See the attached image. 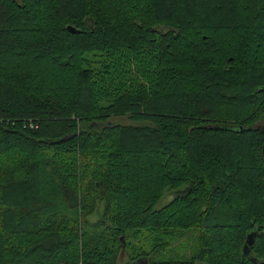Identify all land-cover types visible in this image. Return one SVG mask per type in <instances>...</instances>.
<instances>
[{
	"label": "trees",
	"instance_id": "trees-1",
	"mask_svg": "<svg viewBox=\"0 0 264 264\" xmlns=\"http://www.w3.org/2000/svg\"><path fill=\"white\" fill-rule=\"evenodd\" d=\"M263 124L264 0H0V264H264Z\"/></svg>",
	"mask_w": 264,
	"mask_h": 264
},
{
	"label": "rangeland",
	"instance_id": "rangeland-1",
	"mask_svg": "<svg viewBox=\"0 0 264 264\" xmlns=\"http://www.w3.org/2000/svg\"><path fill=\"white\" fill-rule=\"evenodd\" d=\"M259 122V121H258ZM167 198L162 197L158 203V205H163L166 202ZM100 214V210L96 213H93L88 216V219L90 221H94L97 219L98 215ZM196 234L193 232H185L183 237H179L175 241H173L172 245H170L171 248L166 249L168 252L167 254L169 256L174 257H187L189 256V253L193 251L194 248H196ZM124 251H122L119 255V263L118 264H124L127 262V257L125 255Z\"/></svg>",
	"mask_w": 264,
	"mask_h": 264
},
{
	"label": "water",
	"instance_id": "water-1",
	"mask_svg": "<svg viewBox=\"0 0 264 264\" xmlns=\"http://www.w3.org/2000/svg\"><path fill=\"white\" fill-rule=\"evenodd\" d=\"M67 28L69 29V31H71V32H78L79 30L78 29H76V28H74L73 26H67ZM263 129H264V126H263ZM262 153H263V155H264V143H263V145H262ZM251 239V237H250V235L247 237V239H246V243L244 244V250H246L247 249V247H248V245H251L252 244V240H250ZM135 264H145V262H144V260L142 261V259H138L137 260V262L135 263Z\"/></svg>",
	"mask_w": 264,
	"mask_h": 264
},
{
	"label": "flooded vegetation",
	"instance_id": "flooded-vegetation-1",
	"mask_svg": "<svg viewBox=\"0 0 264 264\" xmlns=\"http://www.w3.org/2000/svg\"><path fill=\"white\" fill-rule=\"evenodd\" d=\"M263 126H264V124H263Z\"/></svg>",
	"mask_w": 264,
	"mask_h": 264
}]
</instances>
